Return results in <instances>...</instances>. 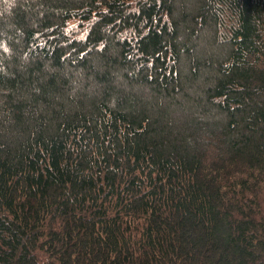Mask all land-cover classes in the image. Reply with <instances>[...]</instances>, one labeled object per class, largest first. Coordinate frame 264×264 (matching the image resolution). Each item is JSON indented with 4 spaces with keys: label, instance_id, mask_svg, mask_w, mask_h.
<instances>
[{
    "label": "trees",
    "instance_id": "trees-1",
    "mask_svg": "<svg viewBox=\"0 0 264 264\" xmlns=\"http://www.w3.org/2000/svg\"><path fill=\"white\" fill-rule=\"evenodd\" d=\"M0 264H264V0H0Z\"/></svg>",
    "mask_w": 264,
    "mask_h": 264
}]
</instances>
